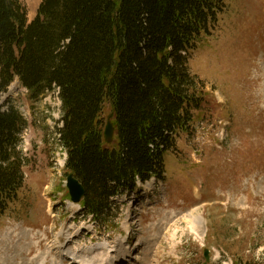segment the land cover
I'll return each mask as SVG.
<instances>
[{
  "label": "rangeland",
  "instance_id": "374dc122",
  "mask_svg": "<svg viewBox=\"0 0 264 264\" xmlns=\"http://www.w3.org/2000/svg\"><path fill=\"white\" fill-rule=\"evenodd\" d=\"M41 1L20 0L28 22ZM225 3L190 54L203 102L165 153L164 175L116 197L105 222L70 204L57 88L33 97L15 77L0 93L1 111L26 116L15 149L28 159L0 216V264H74L47 248L54 235L103 264H264V0ZM111 114L104 101V124ZM115 139L114 126L106 143Z\"/></svg>",
  "mask_w": 264,
  "mask_h": 264
},
{
  "label": "trees",
  "instance_id": "16d2710c",
  "mask_svg": "<svg viewBox=\"0 0 264 264\" xmlns=\"http://www.w3.org/2000/svg\"><path fill=\"white\" fill-rule=\"evenodd\" d=\"M225 0H42L30 22L20 0H0V93L17 76L38 97L58 89L65 169L82 183L83 215L105 222L114 199L165 172L203 98L189 58ZM109 101L116 146L103 138ZM26 125L0 110V216L24 183L17 151Z\"/></svg>",
  "mask_w": 264,
  "mask_h": 264
},
{
  "label": "water",
  "instance_id": "95a60500",
  "mask_svg": "<svg viewBox=\"0 0 264 264\" xmlns=\"http://www.w3.org/2000/svg\"><path fill=\"white\" fill-rule=\"evenodd\" d=\"M112 114L107 118L104 128L103 137L106 142H111L114 134V125L111 121ZM66 187L68 188V194L70 200L73 203H79L83 200L85 195V189L82 183L74 176L73 173H69L66 176ZM205 260H209V250H204Z\"/></svg>",
  "mask_w": 264,
  "mask_h": 264
},
{
  "label": "bare ground",
  "instance_id": "6f19581e",
  "mask_svg": "<svg viewBox=\"0 0 264 264\" xmlns=\"http://www.w3.org/2000/svg\"><path fill=\"white\" fill-rule=\"evenodd\" d=\"M70 204L73 205V203H71V202H70ZM196 219L198 221H200L199 218H196ZM102 245H104V244L97 245V247H95V248H101V250L102 249L104 250L105 248ZM64 247H65V245L63 244L61 239L57 235H54V237L50 241L47 248H50V250H54L55 255L68 259L70 263H74V264H103L102 262L96 263L95 261L90 262V260L89 261L85 260L82 256H79V255L77 256L75 253H72L73 251L72 252L68 251ZM105 250L108 251V249H105ZM119 258H121V256ZM52 261H53V259H52ZM58 264H59V262H58Z\"/></svg>",
  "mask_w": 264,
  "mask_h": 264
}]
</instances>
